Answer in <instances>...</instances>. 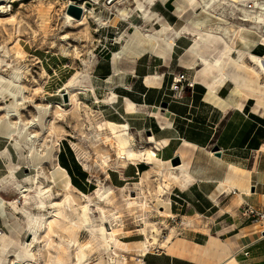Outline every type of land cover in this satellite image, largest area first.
Wrapping results in <instances>:
<instances>
[{
    "label": "rangeland",
    "instance_id": "rangeland-1",
    "mask_svg": "<svg viewBox=\"0 0 264 264\" xmlns=\"http://www.w3.org/2000/svg\"><path fill=\"white\" fill-rule=\"evenodd\" d=\"M69 1L0 0V119H10L21 128L27 120L32 118L34 123L42 120L46 122L48 127L53 125L52 134L41 133L38 123L30 127V130L40 133V141H43V138H51L54 143L53 150L67 154L69 161L65 157L63 161L67 165L71 164L78 177V182L82 184L81 186L85 190L84 192H90L98 184L113 190L111 195L113 196V206L106 207V214L109 215L111 212L108 209H112L120 215L121 223L117 222L116 228H118V236L121 239L126 241L137 240L142 237L138 231L142 225L141 216L135 217V214L127 209L126 204L129 201L140 202L142 200V191L136 183L141 181L142 172L149 168V161L140 157L137 164L128 163L127 169L136 170L135 166H137L139 173L119 184L115 183L114 178L121 175L125 168L119 170L112 165L105 167L109 176L99 168L100 153H103L106 147L99 140L101 135L98 134L96 125L105 120L124 123L123 119L121 120L123 112L120 110L119 103L113 102L111 92L113 89L117 91L122 83L127 86L128 77L120 80L121 73H117L113 81L109 82L107 74L111 71L113 63L115 68L118 67L119 72L124 70L126 66L124 58L119 59L118 62L113 61L112 51H119V45L125 44L124 39L131 35L134 37L137 32L132 34L127 28L128 24L125 20L116 16L115 5L126 6L130 10L132 8L135 12L138 4L142 9L147 8L148 10L151 1L113 0L110 3L111 0H99V4L96 5H92L90 0ZM83 1L90 3L89 7L93 8V12L86 15L83 23H70L65 17L68 6L70 4L79 5ZM153 1L159 2L161 0ZM172 1L175 4L176 0ZM133 16L135 13L126 21H132ZM196 16L198 20L204 16L208 17V20L203 22L204 25H210L215 20L210 14L203 12L194 15V17ZM137 27L141 29L138 24ZM243 33L252 39L247 41L248 49L251 48L250 44L253 42L255 49L263 52L264 45L258 42L259 37L256 33L247 31ZM245 43L238 42L237 46L246 49ZM127 49L131 50V48ZM88 60L93 61V67L88 70L89 77L85 79L83 75L88 68L85 65ZM247 63L249 64V62ZM227 91L231 95L232 90L227 89ZM70 93H76L77 102L75 101V104L69 97ZM45 106L49 107V111L46 113L43 110ZM85 111L89 114L91 125L88 123ZM60 113L61 115H59ZM128 131L135 137L134 148L137 151L144 150L148 145L147 138L150 137L151 133L148 134L147 130L131 132L128 129ZM148 131L150 130L148 129ZM28 145V142H22L23 148L27 149ZM4 146L9 148L12 159L17 162L16 150L9 141L0 136V149ZM213 149L211 146L208 148L215 155ZM79 150L82 152L81 159L77 156ZM84 163L89 165L88 169ZM26 164L21 163L15 178L7 182L4 180L7 173L6 159L0 156V229L2 230L0 235L6 234L19 244H23L27 239L28 242L31 240L26 223L33 213L38 212L36 208L37 188L33 185L29 199H22L18 204L20 213H15L17 210L15 204H3L2 200L13 201L18 195L15 189L17 184L28 185L30 183L29 179L26 178L34 171L27 168ZM208 166L213 171L221 168V166L213 163ZM48 170L49 166H45L46 173ZM59 172L61 171L59 170ZM48 182L45 178L38 177L37 184L47 183L52 186L51 194L47 199H59L62 194V187L56 186L54 182ZM57 182L61 184L62 178L58 177ZM121 186L123 189L118 188ZM156 188L155 175H151L143 185L144 193L147 195L150 205V207L145 208L144 214L149 220L158 222V236L161 239L166 235L169 225L176 226L181 230L184 227L182 222L188 216H194L196 224H201L199 222L204 218L202 216L195 217L196 211L204 210L205 214L212 211V209L205 208L207 203L205 197L199 198V201L191 202L195 195L192 192H181L176 187H172L164 196L158 197L154 195ZM77 190L81 191L78 188ZM167 196L170 198V204L161 201ZM77 199L78 202L82 201L79 196ZM95 203H100V201L98 202L96 199ZM66 208V215L71 220H77V214H74L70 208ZM160 211H164V214L159 213ZM165 212L171 213V215H167ZM90 216L89 225L98 227L101 219L100 212L95 206H91ZM252 219L255 221L254 218H250V220ZM163 220H165L164 224H162ZM68 221L65 216L60 218V224H68ZM104 227L108 232L110 231L109 223H105ZM47 235L50 236L48 240L51 244H47L45 241ZM42 238L44 239L43 242L34 243L36 264H49L52 255L58 252L66 264H71L72 259L75 258L76 250L75 245L71 246V240L77 241L78 245L91 243L87 249V263L94 264L106 261L110 264L112 262L111 257L113 255L102 249L100 246L101 239L99 237H96V240L91 238L89 226L64 231L57 224H54ZM54 242H61L63 247H67V253L61 249L56 250ZM118 254L119 256H114L116 262L113 264H137L131 254L121 251H118ZM122 255L125 259H122ZM23 259L20 257V262Z\"/></svg>",
    "mask_w": 264,
    "mask_h": 264
},
{
    "label": "bare ground",
    "instance_id": "bare-ground-1",
    "mask_svg": "<svg viewBox=\"0 0 264 264\" xmlns=\"http://www.w3.org/2000/svg\"><path fill=\"white\" fill-rule=\"evenodd\" d=\"M112 1L113 0H111L110 3ZM150 1V3L153 2V0ZM161 1L167 2V0ZM233 1L235 3L234 5L228 2V0H176L175 8L179 15L183 13L196 15L199 12H203L205 14H210L215 19L210 25L203 24L204 21L208 20L207 16L193 22L187 19L185 24L180 28L179 34L185 32L186 34L193 35V38L191 43L177 57L182 66L193 70V82L205 85L211 94H215L216 90L228 81L233 85L232 93L229 98L232 102L229 101V103L237 108V110H243L246 101L252 99V112L259 116H263L264 52L262 54H256L247 49L238 47L237 43L241 42L243 44L246 42V45L248 40H252L243 33L247 31L256 33L259 37L258 42L264 45V2L257 3L259 4V10L249 12L239 6V0ZM69 2L73 1L70 0ZM86 2L88 1H83L79 4L83 9L80 19H76L65 13V17L70 23H83L86 19V15L93 12V8L87 6L85 4ZM89 2H91L92 5L99 4V0H90ZM115 8L116 16L123 20L128 19L134 14V9L131 8L130 10L126 6L121 7L115 5ZM138 8L142 9L139 4L136 9ZM142 10L145 15V21L150 22L152 20L151 15L147 14L146 9ZM164 30V22H161L156 28H152L147 32L131 24L130 32L132 34L137 32L136 35H134V37L131 35L124 39L125 44H123V48L121 51L114 52L112 60L118 62L125 54V50L131 48L129 52L132 51V53L149 50L154 56L166 62L171 58L174 42L164 37ZM245 55L249 58V64L244 61ZM85 65L88 68L83 78L88 79V70L92 69L93 61L88 60ZM114 72L117 73L118 70ZM161 78L162 75L160 73L152 72L145 76L144 82L148 86H156L159 84ZM69 97L74 104L77 102L76 93H70ZM58 108L61 110L60 107ZM125 109L128 113L136 112L135 104L127 98L125 99ZM43 110L46 113L49 111V107L45 106ZM225 110L224 108V111ZM142 112L152 116L146 105L142 107ZM85 114H87L86 118L91 125L92 122L89 119V114L86 111ZM59 115H61V113ZM37 123L41 129V133L52 134L54 126L50 125L48 127L46 122L42 120L34 123V119L32 118L27 120L21 128L16 122L10 119H0V136L9 141L17 153V162H14L7 146L0 149V156L6 159L7 173L4 180L10 182L12 178H15V174L21 167V163H27L26 167L34 171L26 178L30 181L28 185L21 183L17 184L15 188L18 194L17 197L11 202L2 200V203L15 204V208L17 209L15 213H20L21 210L18 204H20L22 199H29V193L34 185L37 188L36 208L38 209V212L33 213L26 223L28 234L31 236L29 242L27 239L23 244H19L6 234L0 235V264H36V249L34 243L43 242L44 239L42 237L44 234L48 233L54 224H57V226L61 227L64 231L89 226L91 238L96 240V237H99L101 239L100 246L102 249L109 251L110 254L113 255L110 264L116 262L114 256H119L118 251L131 254V257L136 260L137 264H143V256L150 250L161 248L171 250L168 243H171L172 240L176 238L179 229L176 226L169 225L166 235L162 239L159 238L158 222L149 220L144 214L145 208L150 207V205L147 195L144 193L143 185L148 177L155 175L157 185L154 192L155 196H164L172 187H176L182 192L186 191L188 186L194 182V177L189 172V159L186 157V151L183 148H180L177 153V156H179L181 160L180 164L174 165L170 160H162L157 156L156 151L158 150V145L153 134L147 138V147L144 150L137 151L136 148H134L135 137L128 131V126L126 124L105 120L96 125L98 134L101 135L99 140L106 147L104 152L100 153L99 168L105 172L107 176H109V173L106 171L105 167L110 165L121 170L126 168L128 163L137 164L140 157L149 161V168L142 172L141 181L136 183V185L139 186L138 188L142 191V200L140 202L129 201L126 204L127 209L133 212L135 217L141 216L140 220L142 225L138 228V231L142 234V237L137 240L126 241L118 236V228H116L117 222L121 223L120 215L117 214V211L112 209H108L111 212H109V215L106 214V207L113 206V196H111L113 190L106 189L105 185L98 184L97 187L88 193L78 191L70 182V176L67 170L57 163L58 152L53 150V140L51 138H43V141H40V133L30 130V127L35 126ZM22 142L29 143L27 149L23 148ZM183 144L189 145L190 142L184 139ZM81 153L80 150L77 152L79 159L82 157ZM210 153L213 154V152ZM259 153L264 157V138ZM112 159L113 161H111ZM45 166H49L48 173L45 171ZM84 166L87 169L89 168L87 163H84ZM259 169L260 167L258 168L255 166L253 170L250 171L249 175L251 179ZM59 170L61 172H59ZM39 176L49 181L48 183L54 182L56 186L62 187V194L59 199H47L51 194L52 186L47 183L37 184ZM58 177L62 178L61 184L57 182ZM228 183L229 178L222 181L219 187L220 190H224ZM236 185L239 186V184ZM118 188L123 189V186ZM243 190L246 194H250L249 189H242L240 187V191L237 193L238 197H240ZM225 191L226 190L222 191L221 194ZM77 196L80 197L82 200L81 202H78ZM96 199L98 202L100 201V203H95ZM161 201L165 204H170L169 196L162 198ZM75 206H77V208H75ZM91 206H95L100 212L101 223L98 227L89 225L91 221ZM66 207L70 208L74 214H77V220H71L66 215ZM159 213L164 214V211H160ZM165 214L171 215V213L166 212ZM62 216H65V218L69 220L68 224H60V218ZM196 216L198 215L196 214L195 217ZM193 220L194 216H188L183 220L182 226H191ZM105 223L110 224L109 232L104 227ZM164 223L165 220H163L162 224ZM257 223L259 225L263 222ZM48 237L50 236L47 235L45 241L47 244H51ZM54 243L56 244V250L61 249L63 252L67 253V247H63L61 242ZM74 245L76 248L75 258L72 259L71 264H89L86 262L88 256L87 249L91 246V243L78 245L77 241L71 240V246ZM220 246H222V243L219 238L210 235L208 246H198V250L200 253L210 252V254L216 255ZM12 247L14 248L13 250ZM20 257L24 258L22 262H20ZM122 259H125L124 255H122ZM50 261L49 264H66L59 252L52 255ZM94 264L109 263L100 261ZM220 264H239V262L236 258L231 256L223 262H220Z\"/></svg>",
    "mask_w": 264,
    "mask_h": 264
},
{
    "label": "crops",
    "instance_id": "crops-1",
    "mask_svg": "<svg viewBox=\"0 0 264 264\" xmlns=\"http://www.w3.org/2000/svg\"><path fill=\"white\" fill-rule=\"evenodd\" d=\"M146 11L152 17L150 22L145 21L143 10L138 8L132 21L125 20L127 28L130 29L131 24H138L147 32L164 22L163 35L174 42L171 58L164 62L149 50L139 53L125 50L122 58L126 66L122 72L117 73H121L120 80L128 77L129 82L126 83L127 86L120 84L117 91L112 90V100L119 103L123 112L121 120L123 119L131 132L150 130L158 145L157 156L162 160L177 156L180 148L186 151L189 172L194 177V182L184 192H192L195 195L191 202L205 197V208L212 211L208 214H205L204 210L196 211L198 216L204 218L200 220L201 224H196L193 220L191 226H184L176 238L168 243L171 250L152 249L143 256V264H220L231 256L236 258L239 264H264V221L262 225H258L259 221L243 217L240 209L249 204L264 211V157L259 153L264 138V114L259 116L252 112V99L246 101L243 110H237L229 103L232 101L227 89L233 88L230 82L226 81L215 94H211L205 85L192 81V69L180 64L177 56L193 38V35L185 32L179 34L180 28L187 19L190 22L198 21L197 16L194 17V14L190 13L177 14L173 1H153ZM250 45V49L249 45H245L247 50L262 53L255 49L253 42ZM119 48L120 50H116L121 51L123 44H120ZM113 56L112 51V59ZM244 61L249 62L247 55L244 56ZM117 69L113 63L111 71L107 74L109 82L117 75L114 72ZM152 72L162 75L156 86H148L144 82L145 76ZM182 72L186 81L183 82L182 92L178 95L181 87L177 88L179 83L176 82V76ZM126 98L135 104V113L126 111ZM164 103L166 106H163ZM144 105L148 106L152 116L142 112ZM186 128L193 129V139H187L189 145L183 144ZM210 146L218 148L215 155L208 150ZM64 157L69 161L66 153H63ZM210 163L221 168L213 171L209 169ZM255 166L260 169L251 179L249 173ZM67 168L70 174L78 179L71 164L67 165ZM135 169L125 168L121 175L114 178V182L119 184L135 177V174L139 173L137 166ZM130 170L132 172H129ZM227 178L229 183L224 189L226 191L221 194L224 190H220V184ZM240 187L249 189L250 194L243 190L238 197ZM210 235L218 237L222 243L216 255L210 252L200 253L198 250V246H208Z\"/></svg>",
    "mask_w": 264,
    "mask_h": 264
},
{
    "label": "built area",
    "instance_id": "built-area-1",
    "mask_svg": "<svg viewBox=\"0 0 264 264\" xmlns=\"http://www.w3.org/2000/svg\"><path fill=\"white\" fill-rule=\"evenodd\" d=\"M228 2H230L233 5L235 4L233 0H228ZM261 2H264V0H239L238 4H239V6L243 7L245 10H248L249 12H254L256 10H259V4H257V3H261ZM260 8H261V6H260ZM184 81H186L185 74L183 72L179 73L176 76V82L179 83V86H177V88L181 87V89H179L178 95H180L182 92V89H183L182 84ZM180 84H181V86H180ZM176 197H179V196L176 195ZM240 209H241V215L243 217L254 218L255 221H259V222L264 221V211L255 209L252 206H250L249 204L243 205L242 207H240ZM1 231L2 230L0 229V233H1Z\"/></svg>",
    "mask_w": 264,
    "mask_h": 264
},
{
    "label": "water",
    "instance_id": "water-1",
    "mask_svg": "<svg viewBox=\"0 0 264 264\" xmlns=\"http://www.w3.org/2000/svg\"><path fill=\"white\" fill-rule=\"evenodd\" d=\"M85 4H86L87 6L90 5L89 2H86ZM67 13H68L69 15L73 16V17L76 18V19H80L81 16H82V13H83V9H82L81 6H79V5H77V4H70V5L68 6ZM163 106H166V104L164 103ZM147 132H148V134L151 133L150 131H147ZM184 137H185L186 139H189V140L193 139V129H192V128H186V130H185V132H184ZM213 150H214V151H217L218 148L215 147ZM218 153H219V152H218ZM170 161H171V163L174 164V165L180 163V162H179L180 160H179V157H178V156H175V157L171 158Z\"/></svg>",
    "mask_w": 264,
    "mask_h": 264
},
{
    "label": "trees",
    "instance_id": "trees-1",
    "mask_svg": "<svg viewBox=\"0 0 264 264\" xmlns=\"http://www.w3.org/2000/svg\"><path fill=\"white\" fill-rule=\"evenodd\" d=\"M172 0H169V2H171ZM263 52H264V50H263ZM262 52V53H263ZM261 53V54H262ZM250 103H251V100H250ZM72 158H73V156H72ZM58 159H59V163H60V165L62 166V167H64L66 170H67V172H68V174H70V172H69V170H68V168H67V165L65 164V162L63 161L64 159H63V153H62V151L59 153V155H58ZM70 177H71V182H72V184L75 186V187H77L78 189H80L81 191H85L84 190V188L81 186V184L78 182V180L77 179H75V177L74 176H72L71 174H70ZM86 193V192H85Z\"/></svg>",
    "mask_w": 264,
    "mask_h": 264
}]
</instances>
